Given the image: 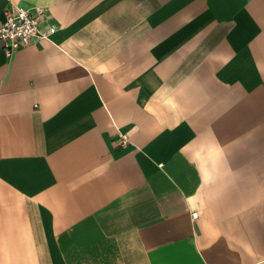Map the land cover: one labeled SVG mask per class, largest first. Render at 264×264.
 <instances>
[{"label":"crops","instance_id":"crops-1","mask_svg":"<svg viewBox=\"0 0 264 264\" xmlns=\"http://www.w3.org/2000/svg\"><path fill=\"white\" fill-rule=\"evenodd\" d=\"M10 4L0 264H264V0Z\"/></svg>","mask_w":264,"mask_h":264},{"label":"built area","instance_id":"built-area-1","mask_svg":"<svg viewBox=\"0 0 264 264\" xmlns=\"http://www.w3.org/2000/svg\"><path fill=\"white\" fill-rule=\"evenodd\" d=\"M46 9L10 4L2 11L0 22V46L7 57L17 50L29 46L36 39H49L56 31L53 25H43ZM122 142L125 137L121 136ZM193 217L196 213H192Z\"/></svg>","mask_w":264,"mask_h":264}]
</instances>
